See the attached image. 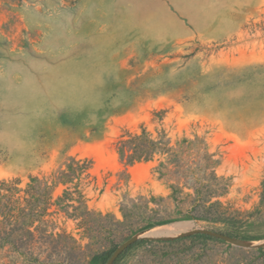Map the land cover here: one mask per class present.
I'll use <instances>...</instances> for the list:
<instances>
[{"label":"rangeland","instance_id":"obj_1","mask_svg":"<svg viewBox=\"0 0 264 264\" xmlns=\"http://www.w3.org/2000/svg\"><path fill=\"white\" fill-rule=\"evenodd\" d=\"M200 228L264 242V0H0V264H264Z\"/></svg>","mask_w":264,"mask_h":264},{"label":"water","instance_id":"obj_2","mask_svg":"<svg viewBox=\"0 0 264 264\" xmlns=\"http://www.w3.org/2000/svg\"><path fill=\"white\" fill-rule=\"evenodd\" d=\"M192 233H201V234H206V235H209V236H212V237H216V238H219V239H222L234 246H237V247H241V248H259V247H262L264 246V242H260V243H257V244H252L250 242H246V241H243L239 238H236V237H233V236H230L228 234H224V233H221V232H217V231H213V230H210V229H194L192 230L191 232H188V233H183V234H179L177 236H175L174 238L176 237H180V236H185V235H188V234H192ZM140 238H148V239H161V238H165V239H168L169 237H156V236H153V235H147L145 234V231L139 233V234H136V235H133L131 237H129L128 239H126L124 242H122L120 245H118L112 252V254L109 256L106 264H112L115 259L126 249L128 248L131 244H133L134 242H136L138 239ZM173 239V238H172Z\"/></svg>","mask_w":264,"mask_h":264},{"label":"trees","instance_id":"obj_3","mask_svg":"<svg viewBox=\"0 0 264 264\" xmlns=\"http://www.w3.org/2000/svg\"><path fill=\"white\" fill-rule=\"evenodd\" d=\"M134 155H135V154H130V155H129V158H130V159L133 158ZM148 156H149L148 153H147L145 156H141V155L139 154V155L136 156L135 159H140V158H142V157H143V158H146V157H148ZM225 234H226V233H225ZM228 235H229V234H228ZM188 236H189V235L176 237V238H174L173 240H170V241H176V240L184 239V238H186V237H188ZM204 236H206V237H212V236H209V235H206V234H205ZM213 238H214V237H213ZM145 241L150 242V239H147V238H146ZM136 243H137V242H134L133 244H131L128 248L125 249V251L128 250V249H130V248H131L134 244H136ZM125 251H123V252H122L117 258H119V257H120ZM117 258H116V259H117ZM116 259H115V260H116Z\"/></svg>","mask_w":264,"mask_h":264},{"label":"bare ground","instance_id":"obj_4","mask_svg":"<svg viewBox=\"0 0 264 264\" xmlns=\"http://www.w3.org/2000/svg\"><path fill=\"white\" fill-rule=\"evenodd\" d=\"M163 230H165V229H163ZM163 230L153 231V232H150V234L155 235V234L163 233ZM168 233H171V231Z\"/></svg>","mask_w":264,"mask_h":264}]
</instances>
